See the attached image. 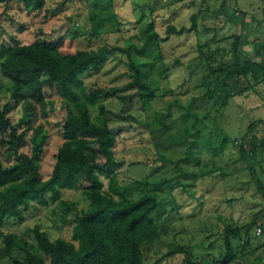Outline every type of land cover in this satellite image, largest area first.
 <instances>
[{"label": "trees", "instance_id": "obj_1", "mask_svg": "<svg viewBox=\"0 0 264 264\" xmlns=\"http://www.w3.org/2000/svg\"><path fill=\"white\" fill-rule=\"evenodd\" d=\"M8 1L11 0H0V3ZM16 1L34 9L44 4V0ZM93 3L100 6L99 0H93ZM194 18L192 14L191 28L176 29L168 25L166 34L180 36L186 31H195ZM90 20L91 35L96 36L102 18L92 12ZM143 35L141 45L130 43L127 49L98 46L79 51L65 48L62 38L31 43L14 40L15 44L0 40V90L3 93L0 101V148L3 151L0 154V238L4 245L1 255L9 258L7 264H148L142 247L161 238L164 225L158 223V216L166 208L189 206L195 198L192 188L198 180L209 174L224 176L226 170L196 166V171H180V174L190 176L191 182H182L177 177L156 181L145 177L135 179L129 185L121 184L113 151L115 135L103 103V100L117 96L119 89L87 88L81 77L100 66L111 53L124 52L132 72L133 79L125 88H134L133 94L125 98H136L144 113L151 110L147 117L136 120L160 143L169 139L177 148L183 142L188 143L184 156L177 163L191 156L198 160L193 155V147L204 139L197 127L198 114L192 101L182 104L174 98L165 106L151 109L155 96L153 87L143 80V71L135 64L131 51L138 56L146 54L167 37H162L153 23L148 24ZM250 43L253 54L248 56L243 52L242 35L233 37L228 48L232 63L217 60L222 51L219 45L213 49L210 41L197 45L201 69H205L203 80L211 75L213 82L206 87L204 95L209 99L217 95L215 98H219L221 109L214 112L221 117L233 92L230 79L241 77L247 85L264 79V43L258 38H253ZM42 73L47 75V80L42 79ZM46 87L60 99L64 115L60 127L61 144L49 177L42 179L40 161L48 131L42 123H36V118L38 115L46 117L54 109L53 101L46 95ZM19 105L21 110L12 113ZM94 106L98 109L95 117L91 114ZM189 118L194 123L193 131L188 127ZM177 119L182 122V128L174 132ZM258 129L263 131L261 136L256 133ZM235 140L223 136L219 146L210 149L215 153ZM263 148L264 120H255L242 136L238 152L249 178L264 199V182L257 175L254 163ZM227 173L225 176L231 175V172ZM65 189L80 192L87 200V207L78 210L75 201L64 200ZM130 189H136L137 193L128 192ZM187 195L189 200H186ZM55 202L63 208L62 224L70 226L69 240L51 239L38 226L32 230L34 243L15 233L3 232L6 221L23 222L24 212L32 204L47 207ZM253 224L254 221L243 229L226 225L220 235L215 233L213 240L203 236L201 241L206 240L203 249H198L202 242L194 247L168 244L166 253L153 264L174 259H179V264H264V242L256 240L258 235L252 232ZM217 242L218 253L214 251ZM239 245L244 249L240 247L237 252L234 246ZM15 251H19L18 258L13 257Z\"/></svg>", "mask_w": 264, "mask_h": 264}, {"label": "rangeland", "instance_id": "obj_2", "mask_svg": "<svg viewBox=\"0 0 264 264\" xmlns=\"http://www.w3.org/2000/svg\"><path fill=\"white\" fill-rule=\"evenodd\" d=\"M99 3L100 6L97 7L93 0H44L40 8L34 9L22 1L2 2L0 40L15 44L14 40L31 43L34 40L62 38L63 46L71 51L95 49L98 46L127 49L130 43H143L142 37L149 23L154 24L162 37H167L146 54L138 56L133 51L131 53L135 64L143 71V80L153 87L155 96L151 109L165 106L174 98H178L182 104L193 102L198 114L195 119L197 127L204 134V139L193 147V155L198 160L191 156L177 163L184 156L188 143H181L180 148L175 147L169 139H163L160 143L136 120L147 117L151 110L144 113L136 98H125L133 94L134 88H125L133 77L124 52L111 53L100 66L81 76L87 88L119 89L117 96L105 99L103 103L108 110L107 117L115 135L113 151L122 185H129L135 179L145 177H149L150 181L177 177L182 182H191L192 178L180 174V171H196L199 166L226 170L224 176L209 174V177L198 180L192 188L195 198L189 206L177 209L173 207L172 210L166 208L158 216V223L164 225L162 236L158 241L142 247L146 262L153 264L166 253L168 244L194 247L202 242L198 249L206 248V240L201 241L203 236L213 240L215 233L220 235L226 225L243 229L246 224L254 221L252 232L256 234V230L260 228L261 232L256 234V240L258 243L264 242V199L249 178L238 152L241 138L250 123L264 120V79L248 85L241 77L230 79L229 86L233 92L221 111V117L214 112L215 109H221L219 98H215L217 95L211 99L204 95L206 87L213 85V82L208 71L210 76L203 80L205 69H201L202 61L197 49L198 44L210 41L211 49L216 45L222 49L217 60L232 63L228 48L236 34L248 36L250 40L258 38V41L264 43V0H99ZM92 12L102 18L96 36L91 35ZM192 14L195 15V31H186L180 36L166 34L168 25H173L176 29L191 28ZM243 15L246 16V23L243 22ZM251 27L253 30L249 31ZM248 37L245 38L246 41ZM251 46L252 43L243 48L248 56L253 54ZM42 79L47 80L45 73H42ZM45 90L47 98L54 103V109L46 117L38 115L36 118V123H42L48 131V140L40 161L42 179L49 177L57 148L61 144L60 127L64 115L57 95L47 87ZM2 99L3 93L0 90V101ZM21 107L19 105L12 113L19 112ZM172 110L175 111V108ZM97 113L95 106L91 108L93 117ZM190 121L189 118L188 127L193 131V122ZM181 128L182 122L177 119L173 131L179 132ZM262 132L261 129L256 131L259 136ZM222 135L230 140L236 139V142L230 141L231 143L218 148L214 153L210 148L219 146ZM2 152L0 148V154ZM254 163L257 175L264 182V148ZM227 172H231V175L225 176ZM128 192L137 193L136 189ZM62 198L75 201L78 210L87 207V200L78 191L65 189ZM189 198L187 195L186 200ZM63 214L59 202L47 207L32 204L25 210L23 222L8 220L3 224L2 230L34 243L32 230L38 226L51 239L69 240L70 226L62 224ZM218 245L219 242L214 249L217 253ZM3 247L0 238V264H7L9 258L5 259L1 255ZM239 248L244 249L243 245L234 246L237 252ZM13 257L18 258L19 251H15ZM158 264H179V259L162 260Z\"/></svg>", "mask_w": 264, "mask_h": 264}, {"label": "crops", "instance_id": "obj_3", "mask_svg": "<svg viewBox=\"0 0 264 264\" xmlns=\"http://www.w3.org/2000/svg\"><path fill=\"white\" fill-rule=\"evenodd\" d=\"M240 13H241V12H239V14H240ZM245 18H246V16L243 15V22H244V23H246V22H245V21H246ZM252 28H253V27L249 28V29H250L249 31H252V30H253ZM236 35H237V34H236ZM246 37H248V36H242V41H243V42L246 41V40H245ZM249 38H250V37H248L247 41L245 42V44H246L247 46H250V45H251V43H250V41H249V40H250ZM246 45H245V46H246ZM245 46H244V47H245ZM244 47H243V48H244ZM251 49H252V46H251Z\"/></svg>", "mask_w": 264, "mask_h": 264}, {"label": "built area", "instance_id": "obj_4", "mask_svg": "<svg viewBox=\"0 0 264 264\" xmlns=\"http://www.w3.org/2000/svg\"><path fill=\"white\" fill-rule=\"evenodd\" d=\"M261 232L260 228L256 230V234H259Z\"/></svg>", "mask_w": 264, "mask_h": 264}]
</instances>
